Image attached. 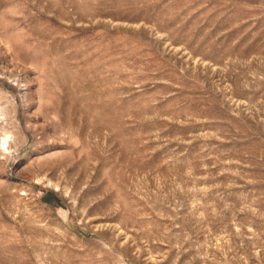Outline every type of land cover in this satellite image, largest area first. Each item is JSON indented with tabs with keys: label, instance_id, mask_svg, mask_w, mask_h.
I'll list each match as a JSON object with an SVG mask.
<instances>
[{
	"label": "rangeland",
	"instance_id": "1",
	"mask_svg": "<svg viewBox=\"0 0 264 264\" xmlns=\"http://www.w3.org/2000/svg\"><path fill=\"white\" fill-rule=\"evenodd\" d=\"M0 264H264V0H0Z\"/></svg>",
	"mask_w": 264,
	"mask_h": 264
}]
</instances>
